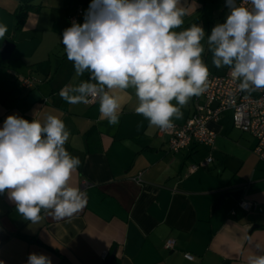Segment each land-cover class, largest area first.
Instances as JSON below:
<instances>
[{
    "label": "crops",
    "instance_id": "1",
    "mask_svg": "<svg viewBox=\"0 0 264 264\" xmlns=\"http://www.w3.org/2000/svg\"><path fill=\"white\" fill-rule=\"evenodd\" d=\"M91 2L0 0V23L8 26L0 40V128L9 115L30 122H43L47 114L62 119L70 131L65 148L82 162L71 184L87 193L85 207L74 217L56 220L42 212L38 223L17 212L7 191L0 194V261L27 264L36 253L52 264H247L257 246L264 249V160L252 152V136L233 127L231 111L208 122L216 134L212 146L193 144L173 153L158 128L136 114L132 89L110 93L121 104L117 125L101 117L99 104L73 105L60 97L64 86L89 78L88 72L76 76L61 40L71 27L68 16L81 8L82 24ZM185 2L189 15L177 31L196 23L210 34L229 12L225 0ZM21 5L37 10L14 32L13 13ZM5 42L13 44L8 59ZM203 59L209 74L230 71L217 69L207 49ZM21 77L32 78L33 86L23 88ZM181 111L182 118L173 117L177 125L191 115L193 97ZM207 157L210 164L190 171ZM138 174L139 183L133 180ZM241 200L254 203V209L238 208ZM169 239L173 247L166 249Z\"/></svg>",
    "mask_w": 264,
    "mask_h": 264
},
{
    "label": "clouds",
    "instance_id": "2",
    "mask_svg": "<svg viewBox=\"0 0 264 264\" xmlns=\"http://www.w3.org/2000/svg\"><path fill=\"white\" fill-rule=\"evenodd\" d=\"M225 4V21L206 34L196 23L177 31L191 6L182 0H92L84 22L73 21L61 40L76 76L88 72L89 78L64 86L60 97L73 105L96 99L101 117L117 125L121 104L110 93L132 89L136 114L151 126L169 129L189 100L207 89L206 49L217 69H230L239 91L264 89V0ZM7 32L0 23V40ZM69 137L64 121L52 114L43 122L9 115L0 128V194L7 191L17 212L31 223H38L42 212L70 219L87 203V193L71 184L82 162L65 148ZM257 248L247 264H264V249ZM27 264L52 260L31 253Z\"/></svg>",
    "mask_w": 264,
    "mask_h": 264
},
{
    "label": "built area",
    "instance_id": "3",
    "mask_svg": "<svg viewBox=\"0 0 264 264\" xmlns=\"http://www.w3.org/2000/svg\"><path fill=\"white\" fill-rule=\"evenodd\" d=\"M82 15L83 10L78 8L74 14L68 16L67 21L70 25L73 21L81 23ZM19 82L25 89L34 84L30 77H21ZM91 104H99V101L90 98L86 105ZM224 111H231L233 127L252 136L255 141L252 152L258 159L264 160V89L251 93L239 91L238 82L233 80L230 71L222 75L209 74L207 89L202 95L193 97V111L185 123H173V127L169 129L158 128L157 133L167 138V148L173 153L188 149L193 144L212 146L216 134L208 127V122L217 121ZM211 161L212 158L207 157L197 164H191L189 169L193 172L200 167H206ZM133 180L139 183L140 174ZM86 184L83 181V186ZM237 207L249 212L254 209L255 204L241 200ZM173 243L172 239L166 240L164 247L171 249ZM183 256L188 260L193 259L189 253H184ZM101 257L105 259L106 254H101Z\"/></svg>",
    "mask_w": 264,
    "mask_h": 264
},
{
    "label": "trees",
    "instance_id": "4",
    "mask_svg": "<svg viewBox=\"0 0 264 264\" xmlns=\"http://www.w3.org/2000/svg\"><path fill=\"white\" fill-rule=\"evenodd\" d=\"M37 10L36 7L30 6V5H21L19 6L13 13V18H14V32H17L21 30L23 27L27 14L30 11H35ZM207 24V22H206Z\"/></svg>",
    "mask_w": 264,
    "mask_h": 264
},
{
    "label": "water",
    "instance_id": "5",
    "mask_svg": "<svg viewBox=\"0 0 264 264\" xmlns=\"http://www.w3.org/2000/svg\"><path fill=\"white\" fill-rule=\"evenodd\" d=\"M12 50H13V44H11L10 42H5L2 49L3 58L8 59L12 53Z\"/></svg>",
    "mask_w": 264,
    "mask_h": 264
},
{
    "label": "rangeland",
    "instance_id": "6",
    "mask_svg": "<svg viewBox=\"0 0 264 264\" xmlns=\"http://www.w3.org/2000/svg\"><path fill=\"white\" fill-rule=\"evenodd\" d=\"M225 67H226V66H225ZM217 73H221V71H220V72L218 71Z\"/></svg>",
    "mask_w": 264,
    "mask_h": 264
}]
</instances>
